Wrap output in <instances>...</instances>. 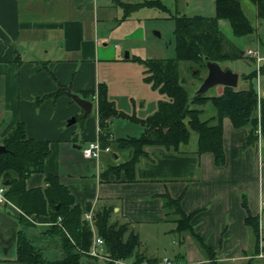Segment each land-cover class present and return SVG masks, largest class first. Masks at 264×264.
<instances>
[{"label": "crops", "instance_id": "crops-1", "mask_svg": "<svg viewBox=\"0 0 264 264\" xmlns=\"http://www.w3.org/2000/svg\"><path fill=\"white\" fill-rule=\"evenodd\" d=\"M76 2L81 5L76 7ZM87 3L89 6H85ZM102 3L99 1L98 4L97 0H0V146L18 122L23 124L27 138L47 141L49 154L44 160L43 172L31 174L25 181L26 188L44 187L47 175L57 177L83 211L91 209L93 214L106 211L110 223L132 227L139 238L137 250L146 259L158 260L169 254L168 258H180L194 264H247L255 252V239L244 223L247 214L242 198L251 215L258 218L259 246L264 247V158L263 136L259 132L253 144L245 147L248 127L234 128L225 118L222 131L225 162L222 166L214 164L211 153L195 154V142L183 154L151 146L145 147L147 157L140 158L135 165V181H126L122 173L119 181L114 180L113 175L103 181V172L119 165L129 155L127 149H121L111 141L137 137L142 132L138 121L127 119L129 113L125 114L127 117L111 118L108 122L110 135L100 144L109 151H102L98 158L82 156L81 150L100 134L98 85L105 84L107 98L115 108L125 111L128 108L122 101L127 92H123L120 86L116 91L114 85H109L108 77L100 73L102 65H120L122 59L119 46L113 44L114 39L110 35L100 38L98 33L100 23L104 25L106 21L116 19L114 17L121 8L116 3ZM85 7L91 12L89 20L79 11ZM224 23L228 24L219 21L222 32L227 27ZM256 29L255 34L246 35L250 38L234 37L231 29L230 33L239 41L246 38V49L259 45L256 49L264 60V46ZM129 36L123 35L122 39L127 40ZM234 45L243 54L242 45L236 42ZM138 69L137 76L128 73L126 79L131 77L129 80L134 79L137 83L132 91L140 98V90H157L145 81L143 70ZM138 77L145 87H140ZM67 91L92 103L91 113L87 115L90 118L83 116V111ZM144 105L141 103L136 118H146ZM130 106H134L135 113V104ZM71 119L75 120L72 124L79 119L84 123L78 136L65 129L72 125L68 124ZM9 174L16 178L14 172ZM164 193L173 199L180 198L183 212L192 215L190 223L194 234L210 248L211 254L202 251L189 233H176L175 223L166 219L162 207L160 196ZM0 212L21 223L17 208L14 207L12 213L0 208ZM27 220L31 219L28 217ZM41 224L28 225L25 236L34 242V233L50 238L61 236L59 232L51 231L48 224L39 232L29 228ZM18 228L22 229L21 224ZM141 230H149L154 242L159 241L163 249H146ZM2 243L0 240V251L4 253L0 254V260L9 255L13 260L17 240L11 248ZM58 248L63 250L59 243L46 252L51 254Z\"/></svg>", "mask_w": 264, "mask_h": 264}, {"label": "trees", "instance_id": "trees-1", "mask_svg": "<svg viewBox=\"0 0 264 264\" xmlns=\"http://www.w3.org/2000/svg\"><path fill=\"white\" fill-rule=\"evenodd\" d=\"M249 1L255 5L256 16L264 21V0ZM116 5L123 10L124 16L140 7L168 10L159 0H145L142 3L117 1ZM219 21L228 23L234 37H243L255 32L238 0H214L213 16L199 14L174 16L175 57L145 60L135 58L143 65L145 81L167 97V100L159 102L158 109L153 115L144 119H138L134 115L127 117L108 100L105 84L98 85L97 119L100 143L105 142L110 135L108 122L111 118L127 117L132 121H138L142 127V132L137 137L111 141L117 147L127 149L129 155L119 165L111 166L103 172V181H108L109 175H113L114 180L119 181L121 173L126 181H135V165L140 158L147 157L145 147L161 146L175 153H187L186 147L191 145L189 144L191 133L196 136L193 140L194 153L197 155L211 153L214 164L222 166L225 162L222 142L224 118H227L234 128L248 127L245 147L253 144L257 139V132L264 135V99L258 97L251 84L239 90L223 86V92L216 96L196 95L186 90L184 80L179 76V62L190 63L189 68L196 65L206 70V61L218 63L223 60L247 58L225 37L219 28ZM196 71L198 74L199 70ZM242 78L249 80L251 75H244ZM202 79V76L197 78L198 84ZM207 104L214 109V114L202 119ZM1 144L5 151L0 152V185L5 188L6 200L18 209L20 221L24 224L33 225L27 220L31 216L47 217L49 220L43 223H52L49 226L50 230L59 232L63 238V263L80 264V259L86 256L90 249L92 234L88 223L83 219L84 211L75 204L68 188L61 184L57 177L51 175L45 177L44 187L27 189L25 185L31 174L43 172L44 160L49 154L48 142L27 138L23 124L18 122ZM181 145L183 149H180ZM11 171L16 174V178L10 177ZM4 182L7 184L4 185ZM160 197L166 219L175 223L176 233L180 235L189 233L202 251L211 254L210 248L204 246L194 234L190 223L192 215L183 212L180 198L173 199L167 193ZM242 206L247 214L244 223L252 231L257 253L258 218L251 215L244 198ZM93 220L97 235L103 241L102 249L109 258L131 259L135 262L146 259L137 250L139 238L132 227L110 223L109 212L106 211L95 212ZM58 221L59 226L55 228L54 224ZM38 257L33 245L20 231L17 237L16 261L21 264H42Z\"/></svg>", "mask_w": 264, "mask_h": 264}, {"label": "rangeland", "instance_id": "rangeland-1", "mask_svg": "<svg viewBox=\"0 0 264 264\" xmlns=\"http://www.w3.org/2000/svg\"><path fill=\"white\" fill-rule=\"evenodd\" d=\"M97 1L98 4L99 1L101 2L103 1L102 4L108 3L107 5L110 4L114 5L117 1H121V0H97ZM122 1L130 2V3H142L145 0H122ZM159 1L167 7L168 9L167 11H162L155 7H140L135 11L129 13L128 16L126 15L124 16L123 10L119 8L120 10L119 12H117L118 15L114 17L116 19H119L118 21L116 19L109 20L106 21L107 23L105 22L104 25L103 23H100L101 25H99V30H98L99 37L107 38L110 35V38L114 39L113 44L119 46L122 57L120 65H110L109 67H105L106 65H102L100 68V73L108 77L107 79H109V85L111 86L114 85V87H116V91L118 90V86H120L123 92H127L124 94L122 101L124 102L125 105L127 103L128 106L126 105V107H128L130 110H128V108L126 107L125 108L127 111L119 110L117 107L116 109L118 111H122L123 114L130 113V116L134 113L133 112L134 106L133 107L130 106L132 104L133 105L135 104L136 106L135 108L136 112L134 113L135 115L134 114L133 115L135 117H138L137 113L141 108V103H145V105L143 106L144 110L146 111L145 117L147 116L149 117L157 111L160 101L167 100V97L164 94L154 91L151 88L150 91L140 90V92L142 93V96H140V98L139 96L137 97V94L133 93L135 91L132 90L136 88L137 83L134 81V79L129 80L131 77H128L126 79V75L128 73H134L137 76L139 73L138 68H140V71L143 70V65L137 60H135V58L145 60V59H168L175 57V42L173 35V31L175 27L174 16L176 15L191 16L194 14H199L202 16L209 17V16H213L214 14V0H159ZM238 1L245 16L249 19V21L254 26V28H257L256 30H258V34H259V38L261 39L262 46H264V21L259 18L257 19L254 9L255 6L251 1L249 0H238ZM76 4H77L76 7H78L81 5V2H76ZM85 6H89V3H87V5ZM113 10L116 11V9ZM79 11L81 14L85 16L86 20L91 19V12L89 11L88 7H85L84 10H79ZM224 24L227 27L223 28V31L225 32V33L223 32V34L232 44L236 42L237 44L242 45L241 49L243 48V50H245L243 54H245L246 51L251 50L252 52L256 51L257 53V55L255 54L256 57L263 58L261 54H259L260 53L259 50H257L259 48V45L257 46L254 45L253 48L248 47L246 49L247 46H245L246 44L245 41H247V39L245 38L244 41L236 40L231 35L228 24L226 23ZM127 34L130 35L129 38L127 40H123L122 36ZM248 43L247 45H249ZM262 49L264 48L262 47ZM126 52H128L129 58L125 57ZM218 64L222 69L230 70L238 75L239 80L236 86L234 87L235 89L239 90V89H243L244 87L247 88L251 84V86L256 90L258 97L264 99V60L262 59L260 60L258 70L254 58H245V59L242 58L233 61L223 60L218 62ZM189 65L191 64L188 62H179L178 71L180 78L184 80V87L191 94L196 92L200 84V83L198 84L197 78H199L200 76L204 78L206 76L207 70H203L202 68L196 65H193L191 68H189ZM196 70H199L198 74H196L197 72ZM244 75H251V78L249 80L243 79L242 76ZM254 75H257V77H255ZM139 81H140V87H143L144 83H142L141 78H139ZM128 89L129 91L132 92H129ZM222 92H223V86L215 85L210 87L203 94L207 96H216L221 94ZM127 100H129L130 103L127 102ZM119 104L121 105L122 102H119ZM212 114H214V109L211 107L210 104H207L204 107V114L201 116V118L202 119L208 118ZM88 117L89 116H87L86 118ZM83 125L84 123L82 124V120L79 119L77 122L70 125L69 127L67 128L65 127V129H67L68 131L72 130L73 135L78 136L83 131ZM190 137L191 138L189 144H192L193 140L196 139V136L194 133H191ZM78 142L80 143V141ZM261 143H262V156L264 158V135L262 137ZM189 147L190 145H188L186 149H188ZM180 149H183V145L180 146ZM0 208L5 209L9 213H12V211L14 210V207L8 204H3V205L0 204ZM29 218L32 219L34 222H36V224L37 223L41 224L42 221L45 222L49 220L47 217L43 219L41 217L38 218L31 216ZM46 224L47 223H43V225L41 224L38 227L29 226V228L34 229V231L36 232H39L40 230H45L47 228L45 226ZM258 229H259V239H260L261 233H260L259 223H258ZM141 236L143 237L141 238V240L145 245L146 249L153 250L154 247H158L159 250L160 248L163 249L162 244L159 245V241H157V243L154 242L155 240L150 235L149 230L147 231L141 230ZM258 243L260 245V241ZM164 247L167 248L166 245ZM258 248L259 249L257 253L254 252L250 256L249 258L250 260L247 261V264H264V259H263L264 247L261 248L260 246H258ZM61 253H62L61 248H58L56 251L51 253V255L53 257L54 255L59 257ZM0 254L4 255L3 252L1 251ZM43 255H45V253H43ZM165 256H167V258L170 257L169 254H166ZM8 257L11 258L12 255H9ZM129 261H131V259L127 260V262ZM96 264H105V263L103 261L97 260Z\"/></svg>", "mask_w": 264, "mask_h": 264}, {"label": "water", "instance_id": "water-1", "mask_svg": "<svg viewBox=\"0 0 264 264\" xmlns=\"http://www.w3.org/2000/svg\"><path fill=\"white\" fill-rule=\"evenodd\" d=\"M158 35V34H157ZM125 57L128 58V53H125ZM206 76L199 84L195 94L200 95L205 93L210 87L215 85H222L226 87H235L238 80V75L230 70L222 69L217 62L206 61ZM67 95L71 100L79 106L83 111V116H87L91 113L92 103L77 94L67 91ZM75 120L71 119L68 124H72ZM5 151L3 146H0V152ZM7 182H4L6 185ZM18 223L10 219L6 214L0 212V240L6 247H12L16 241Z\"/></svg>", "mask_w": 264, "mask_h": 264}, {"label": "built area", "instance_id": "built-area-1", "mask_svg": "<svg viewBox=\"0 0 264 264\" xmlns=\"http://www.w3.org/2000/svg\"><path fill=\"white\" fill-rule=\"evenodd\" d=\"M255 54L257 55L256 51L252 52L251 50H248L245 52V55L247 56V58L255 59L256 67L258 70L259 62L261 59L263 60V58L261 57L258 58L256 57ZM102 151H109V148L108 147L102 148L98 138L92 141L91 143H89L85 148L81 150L82 156L84 158H98L99 154ZM4 191H5V188L0 185V204L11 205L6 200L4 196ZM83 219L88 223L91 234H92L91 246H90V249L86 252V254L91 258L103 261L104 263H108V264H194L187 260H175L173 258H167V257L160 258L158 260H152V261L148 259H143L139 262H135V261L127 262L126 260L109 258L102 249L103 241L100 238V236L97 235L96 227H95L94 220H93V213L91 209L88 211H84Z\"/></svg>", "mask_w": 264, "mask_h": 264}, {"label": "flooded vegetation", "instance_id": "flooded-vegetation-1", "mask_svg": "<svg viewBox=\"0 0 264 264\" xmlns=\"http://www.w3.org/2000/svg\"><path fill=\"white\" fill-rule=\"evenodd\" d=\"M28 221L30 223H32L33 225H36V222H34L32 219L31 220H28ZM20 224L22 226V229L17 230L16 240H17V237H18V233L20 231H22L24 233V232H26V231L29 230L28 227H27L28 226L27 224H24V223L21 222V223H18V227H20ZM47 224L48 225H52V223H47ZM56 224L59 225L58 223H56ZM56 224H54V225H56ZM18 227H17V229H19ZM34 234L36 235V240H37L36 242L32 241V239L31 240L28 239L27 235H26V238L30 241L31 244L33 243V244H36L37 245V246H34L33 245V247L36 250V254H38V256H39L38 257L39 260L42 261V264H47V263L48 264H54V263L55 264H64L63 263V261H64L63 250H62V253L60 254L59 257H57L55 255L53 257L51 254H47V252H46V249H50L52 247H57V245L59 243L62 246V244H63V238L61 236H57L59 238H55V237L50 238V237L42 236L39 233H34ZM43 253H45V255H43ZM96 263H97V260L94 259V258L89 257L87 254H86V256H82V258L80 259V264H96ZM0 264H21V263H18L16 261V255H15V258L13 260H11L10 257H6L5 260H0Z\"/></svg>", "mask_w": 264, "mask_h": 264}]
</instances>
